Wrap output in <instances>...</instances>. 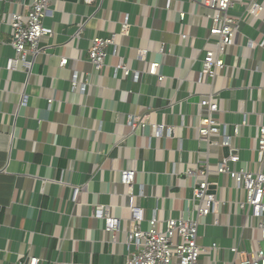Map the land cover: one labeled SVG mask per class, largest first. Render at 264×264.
I'll return each mask as SVG.
<instances>
[{
  "label": "crops",
  "instance_id": "1",
  "mask_svg": "<svg viewBox=\"0 0 264 264\" xmlns=\"http://www.w3.org/2000/svg\"><path fill=\"white\" fill-rule=\"evenodd\" d=\"M203 1L51 0L44 24L54 36L41 39L45 54L30 59L31 70L10 71L11 17L27 13L34 0H0V264H126L131 212L121 172H137L134 201L144 210L142 229L148 230L151 218L177 219L192 208L195 181L186 172L207 155L212 180L220 183L219 199L231 205L223 226L207 218L199 229L200 244L225 249L204 253L202 264L232 263L230 249L246 243L264 251L262 231L236 205L243 195L215 173L225 150L209 151L197 133L199 104L215 93V120L232 134L235 125L242 127L233 141L232 152L241 157L237 170H257V129L264 125V0H255L263 7L257 16L245 7L252 0H237L230 10L240 27L214 82L201 78L206 51L214 49L205 41L210 12ZM113 35L116 45L97 73L88 57L92 41ZM62 59L68 60L64 68ZM120 61L130 75L117 70ZM152 64L159 65L162 82L148 74ZM132 73H139L138 80ZM75 74L88 81L85 92L82 84L72 88ZM134 117L171 127L174 136L154 138L150 126L133 131ZM102 205L122 221L119 232H107L95 219Z\"/></svg>",
  "mask_w": 264,
  "mask_h": 264
},
{
  "label": "built area",
  "instance_id": "2",
  "mask_svg": "<svg viewBox=\"0 0 264 264\" xmlns=\"http://www.w3.org/2000/svg\"><path fill=\"white\" fill-rule=\"evenodd\" d=\"M91 3V0H85ZM194 1V0H193ZM237 0H204L202 7L210 12L206 18L209 21L208 35L206 42L212 44L214 49L206 51L202 61L201 78H208L214 82L218 73L226 68L225 57L229 48L233 45V37L238 34L240 20L231 17L230 10L234 8ZM51 5V0H34L27 13H15L11 17L12 39L10 46L15 55L8 59L7 69L16 71L21 66L31 70L33 62L29 58L45 54L46 47L40 46L43 38H52L53 30L45 27L46 19ZM247 11L257 16L263 11L262 5L252 0L246 4ZM171 9V5L168 7ZM181 21H185L186 15L181 14ZM126 26L123 27L125 29ZM186 39L187 36H184ZM117 36L109 38H97L92 41L89 50V62L97 73H102L106 67L110 56V48L115 46ZM264 46V40L260 44ZM68 64L67 59H62L60 66L64 68ZM125 70L126 75L130 71L126 68L123 61H120L117 70ZM159 65L152 64L148 74L157 76L158 81L162 82L164 77L158 73ZM134 79L138 80L139 73H132ZM82 84V92L86 91L88 81H81L78 74L73 76L72 88L76 90ZM52 101H49V105ZM200 123L197 128L198 139L206 143L208 150L229 149V155L222 157L215 165V173L218 176L228 177L232 180L237 190L243 198L236 202L237 207L242 211H247V220L251 226L262 231L264 238V125L257 129V170L246 169L237 170L236 165L241 161L237 150L233 148L234 137H239L242 127L235 125L233 134L229 131L226 124L215 120V115L220 113L218 98L215 93H211L206 99L200 102ZM129 126L133 131L144 130L147 126L152 129L154 138H164L174 136L175 130L166 125H148L147 117H134L129 120ZM221 137V141L214 138ZM212 164L210 158L198 160L194 168L186 172L189 179L195 181L192 196V208L187 214L177 219L168 218L160 222L158 217L149 220L150 228L142 229V224L146 221L144 210L135 204L136 195L134 185L137 172L135 170H124L120 174L119 182L128 189L130 197V228L127 232L126 247L128 257L126 264H202V255L209 252H224L225 249L216 243L205 246L199 242V229L204 226V220L211 218L214 227L223 226L222 215L225 209L230 207L228 201L219 199L220 183L212 180ZM78 193V190H76ZM95 219L103 221L105 230L110 233H117L121 230L122 221L112 216L111 208L106 205L97 207ZM234 255L232 263L224 264H264V251L250 248L243 244L230 249ZM18 264H39L37 259H21Z\"/></svg>",
  "mask_w": 264,
  "mask_h": 264
},
{
  "label": "water",
  "instance_id": "3",
  "mask_svg": "<svg viewBox=\"0 0 264 264\" xmlns=\"http://www.w3.org/2000/svg\"><path fill=\"white\" fill-rule=\"evenodd\" d=\"M71 1H74V2H76L77 0H71ZM31 59V57L29 58V60ZM225 150V154H226V156H228L229 155V149H224Z\"/></svg>",
  "mask_w": 264,
  "mask_h": 264
}]
</instances>
